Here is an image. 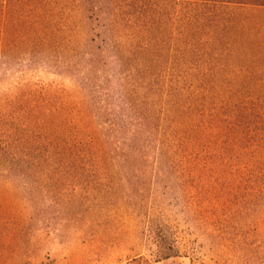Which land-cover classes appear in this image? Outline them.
Instances as JSON below:
<instances>
[{
    "label": "trees",
    "instance_id": "obj_1",
    "mask_svg": "<svg viewBox=\"0 0 264 264\" xmlns=\"http://www.w3.org/2000/svg\"><path fill=\"white\" fill-rule=\"evenodd\" d=\"M247 5L264 14V0H0V264L49 259L27 250L49 237V183L151 155L185 173L241 160L262 201L231 222L239 255L211 264H264V16ZM47 56L61 81L41 86L30 65Z\"/></svg>",
    "mask_w": 264,
    "mask_h": 264
},
{
    "label": "rangeland",
    "instance_id": "obj_2",
    "mask_svg": "<svg viewBox=\"0 0 264 264\" xmlns=\"http://www.w3.org/2000/svg\"><path fill=\"white\" fill-rule=\"evenodd\" d=\"M240 9L264 16L257 6ZM31 66L33 82L61 81L51 72L49 56ZM113 69L108 64V71ZM145 163L68 175L76 183H49V237L28 246L31 257L49 255L44 264H131L141 252L151 264H192L197 257L211 264L239 255L242 228L231 222H244L242 207L259 189L241 160L237 166L188 173L159 167L153 155ZM255 194L257 204L262 195ZM251 234L256 250L260 233Z\"/></svg>",
    "mask_w": 264,
    "mask_h": 264
}]
</instances>
